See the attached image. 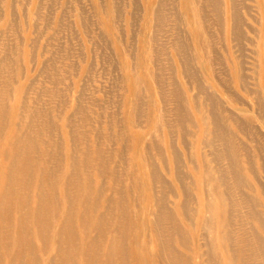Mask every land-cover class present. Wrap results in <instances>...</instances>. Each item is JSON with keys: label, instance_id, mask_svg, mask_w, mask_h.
I'll return each instance as SVG.
<instances>
[{"label": "bare ground", "instance_id": "obj_1", "mask_svg": "<svg viewBox=\"0 0 264 264\" xmlns=\"http://www.w3.org/2000/svg\"><path fill=\"white\" fill-rule=\"evenodd\" d=\"M130 2L125 27L134 38L139 4ZM118 7L108 0L104 27L132 88L123 117L116 94L107 96L111 133L94 123L86 132L79 72L77 95L63 103L72 48L51 47L43 79L33 83L17 49L0 41V264H264V90L248 89L245 76L249 64L264 78V0H145L137 51L129 34L120 36ZM223 62L234 86L217 79ZM202 72L220 82L224 102ZM238 90L253 100L251 108L240 106L241 117L224 104L241 105ZM192 137L201 148L196 162L187 148ZM146 188L149 209L136 200Z\"/></svg>", "mask_w": 264, "mask_h": 264}, {"label": "rangeland", "instance_id": "obj_2", "mask_svg": "<svg viewBox=\"0 0 264 264\" xmlns=\"http://www.w3.org/2000/svg\"><path fill=\"white\" fill-rule=\"evenodd\" d=\"M130 1L131 0H118V22L122 28V35L120 36L125 38L128 37L129 34V39L132 40L131 44L133 43V48L135 49V51H137L140 43L139 40L142 37L138 34V32L140 27H142L141 23L142 16L144 15L143 8L145 0H137V5H139L138 10L136 11L135 19L133 20V24L135 23L134 26L136 29V35L134 38L132 34L133 32H129L127 34L125 27L127 17H129V11L131 8H133V5ZM107 5L108 0H0V41H6L9 43V47L14 50L17 49L19 53L22 73H24L23 75L30 74V79H32L33 83H36L38 80L43 79L40 76L42 67L41 64L42 61L48 60V50L51 47H53L54 49L59 47L61 50L64 48H72V60L74 61V66L73 69H70V71L64 73L65 76H67V80L62 87L65 89V91H63V103H65V106H70L72 104L73 96L77 95V92H74V90L75 84L78 85L77 83H75L78 81L76 79L78 74L76 77L74 76V74L79 72L82 75L79 76L84 80V82L82 81V83L83 87L85 88V97L83 95L82 100L87 106L86 109L88 111V114L86 118L89 120L90 124L89 127L86 128L87 133L90 131V126L93 125L92 123L100 127L104 131V133H111V129L107 130L108 125L106 124V122H108L109 120V118H107V110L110 103L109 101L115 99L120 105H123V103H125L127 100V96H129L130 94L129 91L132 88L131 82L126 79L127 76L124 74V70L121 66L123 59L121 57L119 58L116 53L113 37L109 34L110 31H107V29L104 27V20L106 16L104 12H106L107 10ZM11 6L12 9L10 16L9 9ZM80 14L84 19L83 21L87 29V34H85L80 27ZM10 18L11 21L9 20ZM6 19L10 23L8 22V24H6ZM257 26L258 25H255V27ZM182 27L184 29V25H182ZM29 37L30 39L32 38V42L35 41L34 43H32V45H35V47H37L33 51L28 45ZM187 37L190 38L188 32ZM243 44L246 48L249 46L247 43ZM90 49H92V52L90 51ZM220 51L221 53L223 52L225 54V46L223 47V50L221 49ZM248 53L249 52L246 51V54ZM248 57L249 56H247V60L251 61L254 67L256 60H252ZM218 59L220 60V57ZM171 62L173 68L176 71L177 67L175 62L173 60H171ZM223 64L224 66L221 69L219 65L216 66L217 75L219 74L220 76L217 77V79H220L219 81L222 83H229L230 85L234 86L230 77L231 75L229 73V68L225 64V62H223ZM64 65L66 66V64ZM195 65L198 64L195 63ZM87 67L89 68L88 72H86ZM195 67L200 74L199 68L197 66ZM80 68H82L83 71H80ZM254 68H256V70L250 71V65L247 64L245 70L246 86L251 90L255 88L259 90L263 88L264 90V78L260 77V68L258 69V66ZM65 69L67 68L65 67ZM222 70L228 75L225 76L224 74H222ZM200 78L207 84L209 92L213 93L215 96H217V98L221 97L223 102L224 100H226V96H224V94L222 93V86L219 84L220 82L218 83L209 81L206 74L204 75L203 72L201 73ZM146 82L147 80L145 81V86H148V83ZM111 92H114L113 94H116V97L114 95L113 98H111L112 100L107 97ZM237 96L240 102H242L241 105H228L227 103L224 104L241 117L242 115L238 110L240 106L249 108V105H251V108L253 106V100L251 99V96L246 95L239 90ZM261 96L264 97V92L261 93ZM153 97L154 102L157 103L160 98L159 95L153 93ZM141 98L147 100L148 93L145 90L142 91ZM88 101H90L91 103L89 104ZM12 105L13 101L10 100L9 107H11ZM116 110L117 114L120 117H123V112L125 110L124 105L119 106V108ZM110 113H112V109H110ZM80 119L78 117V120L76 121L78 122ZM90 120H93V122ZM254 123L257 124V122ZM254 123L252 124V126L254 125ZM254 126L256 127V125ZM124 128L125 125L122 126V129ZM125 130L128 131V127H126ZM192 130V134H197L194 129ZM131 131L134 133L136 132V130L134 129H131ZM164 134H166V131L162 130L161 135ZM178 137L179 136L177 135L176 138ZM145 140L146 143L150 144V135H147ZM194 140L195 137H192L187 141V148L189 149L188 152L193 153L191 160L196 162V156L194 155V153H200L201 148L198 147L196 142L194 143ZM164 142L165 141H163L162 149L164 148V153H166ZM176 144L181 155L184 152H187L185 146L182 143L176 141ZM125 145L129 147V143H126ZM151 156L154 163L157 165L158 157L156 158L154 154H152ZM182 157L185 162V172L191 178H193L194 171H191V167L190 169L188 167V157L183 155ZM125 163L127 164L126 158ZM138 165L139 164H136L134 166V172H137L139 177H141L142 175L141 178L147 181L144 178L143 174H140L141 169L140 167L138 169ZM192 193L194 198V209L199 211L201 209L199 192H197L196 189H192ZM138 194L139 195H136V200L138 201V203H140L144 207V209H149L151 206H149L148 204V198L152 193H150L149 189L146 188L143 190L142 194ZM172 199L173 198L171 196L167 195L166 200L171 208ZM149 248L152 249V245H149Z\"/></svg>", "mask_w": 264, "mask_h": 264}]
</instances>
